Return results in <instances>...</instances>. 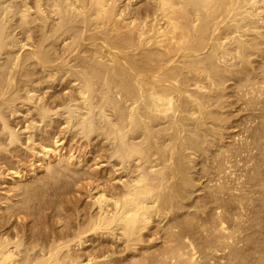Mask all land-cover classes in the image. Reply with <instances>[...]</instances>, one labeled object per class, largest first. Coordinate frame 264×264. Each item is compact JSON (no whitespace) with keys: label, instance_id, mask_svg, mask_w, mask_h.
I'll list each match as a JSON object with an SVG mask.
<instances>
[{"label":"bare ground","instance_id":"1","mask_svg":"<svg viewBox=\"0 0 264 264\" xmlns=\"http://www.w3.org/2000/svg\"><path fill=\"white\" fill-rule=\"evenodd\" d=\"M0 264H264V0H0Z\"/></svg>","mask_w":264,"mask_h":264},{"label":"rangeland","instance_id":"2","mask_svg":"<svg viewBox=\"0 0 264 264\" xmlns=\"http://www.w3.org/2000/svg\"><path fill=\"white\" fill-rule=\"evenodd\" d=\"M16 33V32H15ZM242 65L240 64V63H237V65L236 66H234V67H230L229 68V73L230 74H233V73H235V72H239V71H241V69H242ZM247 70L250 72V67H247ZM231 84V82H227L226 84H225V87L226 86H229ZM70 145H72V144H70ZM84 153V148H82L81 150H80V154H79V156H82V154ZM104 155V150L102 149V148H98V149H96V156H95V158H91L89 161H88V164H87V166H88V168H90V169H98L100 166L102 167V166H105V161H104V159L102 158V156ZM97 164H99V166L97 167ZM84 172H86V168L83 170ZM82 192H84L83 190H81Z\"/></svg>","mask_w":264,"mask_h":264}]
</instances>
